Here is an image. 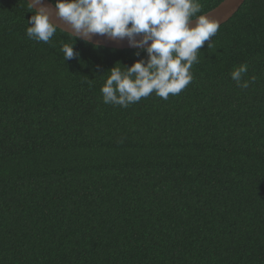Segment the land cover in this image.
Returning a JSON list of instances; mask_svg holds the SVG:
<instances>
[{
  "label": "trees",
  "instance_id": "16d2710c",
  "mask_svg": "<svg viewBox=\"0 0 264 264\" xmlns=\"http://www.w3.org/2000/svg\"><path fill=\"white\" fill-rule=\"evenodd\" d=\"M31 12L0 0V264H264V0L205 42L179 94L127 108L100 89L146 49L37 43Z\"/></svg>",
  "mask_w": 264,
  "mask_h": 264
},
{
  "label": "clouds",
  "instance_id": "9594fccd",
  "mask_svg": "<svg viewBox=\"0 0 264 264\" xmlns=\"http://www.w3.org/2000/svg\"><path fill=\"white\" fill-rule=\"evenodd\" d=\"M27 2L32 9L27 37L49 43L58 27L43 0ZM54 7L56 17L77 36L127 38L134 47L148 45L146 62L115 65L100 89L103 103L124 108L153 92L167 100L185 89L193 80L190 70L198 62L199 50L209 41L212 47L211 38L220 26L218 19L199 14L200 0H55ZM73 45L61 42L65 60L74 57ZM247 70V64H241L231 72V79L242 88L249 86V81L241 82Z\"/></svg>",
  "mask_w": 264,
  "mask_h": 264
},
{
  "label": "water",
  "instance_id": "95a60500",
  "mask_svg": "<svg viewBox=\"0 0 264 264\" xmlns=\"http://www.w3.org/2000/svg\"><path fill=\"white\" fill-rule=\"evenodd\" d=\"M27 2V0H25ZM246 0H224L216 8L208 12L211 18L218 19L220 21V26L228 22L242 7ZM28 4V2H27ZM29 5V4H28ZM43 6L48 10L50 14V20L54 23L58 30L71 35L72 37L91 44L96 47H103L106 49L113 50H138L146 49L147 44L141 47H134L130 45L127 38L125 39H112L107 36L91 35L90 37L77 36L63 21L59 20L55 15V7L48 1L43 0ZM219 26V27H220ZM139 39V37L137 38ZM151 42L149 41V44Z\"/></svg>",
  "mask_w": 264,
  "mask_h": 264
}]
</instances>
